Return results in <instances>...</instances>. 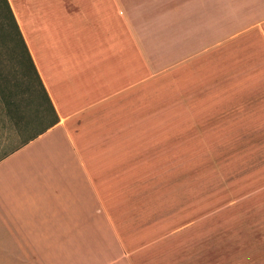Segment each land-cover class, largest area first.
<instances>
[{"label":"crops","instance_id":"obj_1","mask_svg":"<svg viewBox=\"0 0 264 264\" xmlns=\"http://www.w3.org/2000/svg\"><path fill=\"white\" fill-rule=\"evenodd\" d=\"M9 2L60 120L20 130L0 103V264L178 261L169 245L137 244L160 222L145 223L143 210L124 222L107 197L130 180L123 169L161 178L186 105L243 70L236 48L246 42L264 70V0ZM142 152L156 158L134 172Z\"/></svg>","mask_w":264,"mask_h":264},{"label":"rangeland","instance_id":"obj_2","mask_svg":"<svg viewBox=\"0 0 264 264\" xmlns=\"http://www.w3.org/2000/svg\"><path fill=\"white\" fill-rule=\"evenodd\" d=\"M246 46L236 48L233 56L243 70L235 67L226 86L220 81L217 89H203L199 103L186 105V118L173 127L180 126L185 134L170 137L171 150L162 154L167 165L161 178L130 176L123 169L121 174L130 180L122 192L115 190L121 194L117 200L107 197L112 210H123L118 218L124 222L130 220V211L143 210L140 219L145 223L162 224L160 231L144 233L137 244L169 245L168 252L179 257L170 264H231L225 263L229 257L232 264H240L241 256L260 264L258 258L264 257V70L257 69V57ZM24 59L1 7L0 98L2 91L15 93L16 119L34 129L48 121L49 113L36 78L25 72ZM209 90L213 95H206ZM176 106L171 105V111L177 112ZM38 112L45 118L39 119ZM151 154H138L134 172L148 170L143 161ZM105 187L109 194L111 186ZM147 209L160 214H148Z\"/></svg>","mask_w":264,"mask_h":264},{"label":"trees","instance_id":"obj_3","mask_svg":"<svg viewBox=\"0 0 264 264\" xmlns=\"http://www.w3.org/2000/svg\"><path fill=\"white\" fill-rule=\"evenodd\" d=\"M2 3V6H1ZM4 8V11L6 13V16L8 18V21L10 23V25L12 26V28L14 29V32L16 34V37L19 39V42L23 48V52L25 55V59L24 61L27 63V70H25L26 73H28L29 76L31 77H35L36 81L38 82V85L40 87V92L42 95V98L44 100V104L43 107H45V111H47V113H50L51 118L50 120H48V127L51 125H54L56 123L59 122V116L56 112V109L51 101V98L45 88V85L40 77V74L37 70V67L34 63L33 57L30 53V50L28 48V45L25 41V38L23 36V33L21 31V28L18 24L17 18L15 16V13L13 11V8L9 2V0H0V8ZM16 94L11 92L10 90H8L7 92L2 91V95L0 100L3 103V106L5 107L8 115L10 116L11 120L15 123V125L19 128H28L29 127V123H24L21 121H18V119H16V113L14 111V105L16 104V98H15ZM46 103V104H45ZM46 105V106H45ZM37 115L39 116V118H45V115H39V112L37 113ZM26 124V125H25ZM47 126L43 128V131L47 130L48 128ZM36 138V136H24L23 137V144L28 143L31 139Z\"/></svg>","mask_w":264,"mask_h":264}]
</instances>
